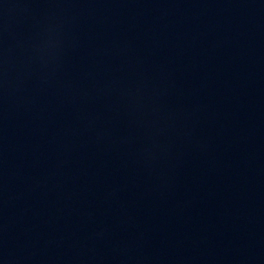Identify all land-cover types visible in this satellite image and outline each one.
<instances>
[{
  "label": "water",
  "instance_id": "95a60500",
  "mask_svg": "<svg viewBox=\"0 0 264 264\" xmlns=\"http://www.w3.org/2000/svg\"><path fill=\"white\" fill-rule=\"evenodd\" d=\"M0 264H264V0H0Z\"/></svg>",
  "mask_w": 264,
  "mask_h": 264
}]
</instances>
